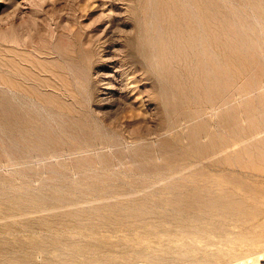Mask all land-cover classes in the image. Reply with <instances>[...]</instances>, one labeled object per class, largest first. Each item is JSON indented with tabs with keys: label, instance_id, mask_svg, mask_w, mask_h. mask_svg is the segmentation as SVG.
I'll return each mask as SVG.
<instances>
[{
	"label": "rangeland",
	"instance_id": "374dc122",
	"mask_svg": "<svg viewBox=\"0 0 264 264\" xmlns=\"http://www.w3.org/2000/svg\"><path fill=\"white\" fill-rule=\"evenodd\" d=\"M259 251L264 0H0V264Z\"/></svg>",
	"mask_w": 264,
	"mask_h": 264
},
{
	"label": "bare ground",
	"instance_id": "6f19581e",
	"mask_svg": "<svg viewBox=\"0 0 264 264\" xmlns=\"http://www.w3.org/2000/svg\"><path fill=\"white\" fill-rule=\"evenodd\" d=\"M2 79H4V78H2ZM262 260H264V253L259 251V253L256 254L255 256L247 255L245 257L243 256V257H240V258H235L233 260H230V261L222 263V264H259V263L262 262Z\"/></svg>",
	"mask_w": 264,
	"mask_h": 264
}]
</instances>
